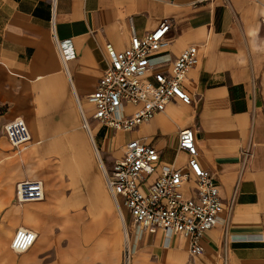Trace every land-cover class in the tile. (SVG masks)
<instances>
[{
	"label": "crops",
	"instance_id": "1",
	"mask_svg": "<svg viewBox=\"0 0 264 264\" xmlns=\"http://www.w3.org/2000/svg\"><path fill=\"white\" fill-rule=\"evenodd\" d=\"M263 17L264 0H177L173 5L159 0H58L56 11L47 0H0V102L8 105V122L18 117L26 121L30 146L43 143H35L37 135H79L80 146L90 154L89 135L96 154L102 153L97 156L103 172L112 169L129 141L143 139L159 150L162 164L181 168L189 156L178 149L179 133L191 128L197 133L199 161L214 176L226 204L202 241L204 252L196 257L181 234L129 230L128 220H133L126 210L120 214L113 198L122 228L117 221L104 233L94 222L59 229L46 223L38 232L26 225L35 218L27 214L34 211L33 202L20 204L16 186L24 180H44L23 178L14 183L13 171L7 174L0 165V178L7 174L0 180V264H264ZM166 19L177 23L169 34L171 62L191 45L199 49L200 63L183 83L194 102L174 99L165 112L131 132L108 129L93 118L88 96L111 62L109 45L122 52L131 43L133 29L142 37ZM58 42L73 54L67 61ZM101 128L106 132L102 147L96 140ZM12 147L19 157L28 149L19 154ZM95 168L92 159L88 169L69 171L72 182L65 196H60L57 183L46 196L44 182L45 198L34 201L41 203L34 220L47 219L58 204L86 202L89 192L105 199L100 183L92 181ZM82 179L87 180L84 185ZM194 191L192 182L185 193ZM235 191L230 213L227 207ZM55 216L69 217L59 212ZM20 228L38 235L24 253L11 248ZM126 243L132 252L128 262Z\"/></svg>",
	"mask_w": 264,
	"mask_h": 264
},
{
	"label": "built area",
	"instance_id": "2",
	"mask_svg": "<svg viewBox=\"0 0 264 264\" xmlns=\"http://www.w3.org/2000/svg\"><path fill=\"white\" fill-rule=\"evenodd\" d=\"M47 1L56 11L58 0ZM159 1L172 5L177 2ZM262 23L264 25V17ZM176 25L175 20L166 19L157 29L142 37L133 29L131 43L122 52L114 51L109 45L111 62L95 91L88 96L95 120L112 131L131 132L165 112L174 99H181L186 104L194 102L183 83L188 72L200 63L199 49L191 45L171 62L168 51L172 39L169 34ZM58 46L64 61L73 56L59 42ZM82 116L84 127L89 130L83 111ZM5 132L19 154L29 148L32 136L23 118L8 122ZM178 149L189 156L187 165L181 168L162 164L159 150L143 139L131 140L112 169L103 168V173L120 214L126 210L135 226L144 232L163 230L168 236L183 235L188 240L190 255L196 257L204 252L202 241L217 225L226 204L221 199L214 176L199 161L197 133L193 129L180 131ZM192 182L195 191L193 195H187L185 189ZM16 197L19 203L44 200V182H19ZM235 201L236 191L227 207L230 213ZM37 238L36 232L20 228L11 248L16 253H24L34 246ZM131 254L126 243L127 262Z\"/></svg>",
	"mask_w": 264,
	"mask_h": 264
},
{
	"label": "rangeland",
	"instance_id": "3",
	"mask_svg": "<svg viewBox=\"0 0 264 264\" xmlns=\"http://www.w3.org/2000/svg\"><path fill=\"white\" fill-rule=\"evenodd\" d=\"M7 112L8 105L0 102V165H4V167L8 169L7 174L13 173L12 175L15 177L14 183H16L18 179L23 178L43 179L46 184V196L49 195L53 183L59 185L57 189L58 191L60 190V196H65L69 191V182H72L70 181L71 178L68 172L72 170H86L88 169V164L94 159L96 174L92 177V181L100 183L101 190L106 197L104 199L99 193L97 197V193L94 192L91 194L85 189L86 192H89L85 194L88 199L86 202L82 204H58L55 211L48 214L49 217L47 219H30L26 221V225L41 232L45 223L52 229H59L62 227L76 228L79 226H88L89 223L94 222L96 225L98 224L100 233H104L105 229L109 228L112 226L113 222L117 221L122 228L117 212L114 209L112 197L107 191L105 177L101 170L95 148L90 140V136L86 135L87 143H89V148L91 150L90 154L86 152L87 148L84 149L83 146H80L81 141L78 137L79 135H37L35 136V143L37 140H42L43 143L40 145L33 144L34 146L29 145V148L24 152L22 157H19L14 153L15 151L5 132V125L8 122L6 116ZM105 136L106 132L103 128L96 133V140L100 147L103 146ZM33 148H35L34 153L28 155L27 153L32 151ZM33 166H36V168L32 169ZM11 171L13 172L11 173ZM15 173L17 174L15 175ZM7 174L3 173L0 180H5L4 176ZM86 182V179L81 180L83 185ZM45 201H47V198ZM56 212L69 217L67 219L60 218L61 216H59L57 219L55 216ZM77 213H84V218L75 219L74 216ZM128 226L131 231L137 228L133 222L129 220Z\"/></svg>",
	"mask_w": 264,
	"mask_h": 264
},
{
	"label": "bare ground",
	"instance_id": "4",
	"mask_svg": "<svg viewBox=\"0 0 264 264\" xmlns=\"http://www.w3.org/2000/svg\"><path fill=\"white\" fill-rule=\"evenodd\" d=\"M93 132H94V131H92V134L95 133V132H94V133H93ZM90 138H91V142L94 144V141L92 140V137H91V136H90ZM93 144H92V145H93ZM97 154H98L99 158H101L100 156H101L102 153H100V152L97 151ZM99 158H98V159H99ZM99 161H100V160H99ZM41 203H42V202H41ZM41 203H40V202H33V203H32V207H33L34 211H27V214L29 215V217H30V216H31L32 218L35 217L34 219L38 218L39 214H37V211H38V213L40 212L39 207L41 206ZM20 204H21V203H20ZM33 213H34V214H33ZM35 214H37V215L35 216ZM74 221H75V220H74ZM45 224H46V223H45ZM45 224H44V225H45ZM126 226H127V225H126ZM44 228H45V226H44ZM44 228H43V229H44ZM124 228H125V227H124ZM42 232H43V231H42ZM125 233H126V234H125L126 239L128 240V239H129V230H128V228L125 229ZM40 235H41V233H40ZM40 235H39V236H40ZM44 236H46V235L43 234L42 237H44ZM37 241H38V240H37Z\"/></svg>",
	"mask_w": 264,
	"mask_h": 264
}]
</instances>
